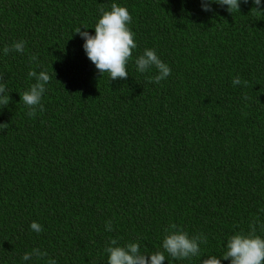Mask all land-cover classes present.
Instances as JSON below:
<instances>
[{
	"label": "trees",
	"instance_id": "1",
	"mask_svg": "<svg viewBox=\"0 0 264 264\" xmlns=\"http://www.w3.org/2000/svg\"><path fill=\"white\" fill-rule=\"evenodd\" d=\"M112 3L128 9L137 44L126 79L101 75L73 34L94 35ZM212 7L0 0V75L11 97L0 109L9 124L0 132V264H107L112 239L151 254L172 224L206 243L190 259L165 253L164 264L222 257L253 223L264 238V11L252 0L232 13ZM17 41L24 52L4 55ZM145 49L171 68L158 84L155 69L136 70ZM29 71L51 77L35 117L20 101L36 82ZM34 248L47 257L24 261Z\"/></svg>",
	"mask_w": 264,
	"mask_h": 264
},
{
	"label": "clouds",
	"instance_id": "2",
	"mask_svg": "<svg viewBox=\"0 0 264 264\" xmlns=\"http://www.w3.org/2000/svg\"><path fill=\"white\" fill-rule=\"evenodd\" d=\"M201 9L205 12H213V4L221 7L227 6V11L240 10L241 0H200ZM247 3L248 0H243ZM256 5L254 9L264 11L261 8V0H252ZM100 17L94 26L95 34H90L87 30L82 31V27H77L73 34H78L83 40V49L87 58L95 65L97 71L102 75L107 73L110 80L126 79L129 74L127 65L133 56V50L137 48L134 33L129 28L132 17L126 7L116 3L111 4L110 10L100 9ZM86 29V28H83ZM24 41L14 42L11 46L2 49L4 55L11 52L23 53ZM36 56H31L30 60L35 61ZM136 70L139 73H146L152 69L156 70V75L149 77V82L160 83L171 74V68L163 62L154 49H145L144 52L135 58ZM28 76L35 78V83L28 91L20 94V101L27 107L28 115L35 117L37 110L43 111L42 97L46 90V85L50 82V75L46 71H29ZM4 77L0 75V109L6 107L11 97L8 95ZM233 86L241 84L237 76L232 81ZM247 83L246 81L244 82ZM246 98V97H245ZM8 123H0V132L8 129ZM32 231L40 233L42 226L33 221L30 225ZM105 228L112 230L109 221ZM251 231L248 233L238 232L227 240V250L222 257L215 255L201 259L200 264H221L222 260H229L230 264H264V238L256 234V226L250 225ZM206 243V237L202 234L190 237L185 231L180 230L177 225H170V231L162 242L163 251L154 253H143L138 243H128L120 246L116 239L109 242L105 251L108 253L107 264H164L166 261L165 253L176 260L190 259L201 253V245ZM46 251L34 248L31 252H26L23 256L24 261L33 258L43 260L47 257ZM202 258V257H201ZM47 264H57L55 259H48Z\"/></svg>",
	"mask_w": 264,
	"mask_h": 264
}]
</instances>
